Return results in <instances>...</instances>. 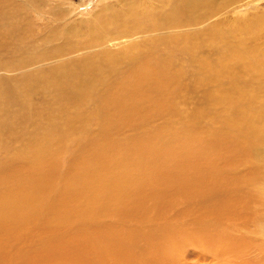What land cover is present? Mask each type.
<instances>
[{
  "label": "bare ground",
  "instance_id": "6f19581e",
  "mask_svg": "<svg viewBox=\"0 0 264 264\" xmlns=\"http://www.w3.org/2000/svg\"><path fill=\"white\" fill-rule=\"evenodd\" d=\"M227 1L151 0L156 10L143 16L139 1L119 0L122 10L96 11L86 22L88 38L71 44L75 29L60 25L67 15L60 0H0V54H13L3 65L22 83L14 99L32 100L38 83L40 99L49 93L61 108L92 99L98 120L94 131L72 122L58 136L47 126L40 133L33 118L22 142L3 138L13 121L0 122V264H264V49L255 44L250 52L240 40L230 46L229 63L227 56L213 63L199 55L221 46L200 42L202 35L208 44L220 38L219 25L203 30L200 24L237 3ZM44 14L54 24L49 33L36 22ZM184 27L201 31L170 38ZM149 32L170 47L182 40L181 51L202 74L200 87L218 85L215 125L203 129L188 108L178 107L179 73L169 71L171 61ZM134 33L144 41L128 47L142 53L106 50ZM99 46L104 49H93ZM225 79L228 90L220 87ZM93 85L100 91L89 90ZM10 96L4 90L0 97V118L8 103L20 108L9 115L28 117V108L7 101ZM167 115L173 125H153ZM129 128L133 134H118Z\"/></svg>",
  "mask_w": 264,
  "mask_h": 264
},
{
  "label": "rangeland",
  "instance_id": "374dc122",
  "mask_svg": "<svg viewBox=\"0 0 264 264\" xmlns=\"http://www.w3.org/2000/svg\"><path fill=\"white\" fill-rule=\"evenodd\" d=\"M60 1H61V6H62V9H63V13L65 15L67 14L66 16L63 17L64 19L63 18L61 19V24L60 25H62V24H71L74 27V29H75V35H73L69 39V42L71 44H74V43L77 44L81 40H84V39L88 38V36L86 35L88 33L87 32V28H86V26H87L86 22H87L88 19H90L92 17V15L96 11L99 10L100 12L102 11L103 14H106V13L110 14L113 11L122 10V8L120 7V4H119V0H64V1L60 0ZM132 1H134V0H132ZM138 1L140 2L139 3V7L140 8L138 10L139 14L143 15V12H145L144 14L147 13L148 14L147 16H149L150 13H151L150 9L152 8V6L156 10L155 7H157V6L152 4L151 0H142V1L141 0H135V2H137V3H138ZM232 1H237L238 4L233 2L231 7L229 6L228 8H226L225 12L221 13V15L220 14L213 15L215 18L212 16V18L210 17L207 20L203 21L202 24H200V28L203 29V30H206L207 27H209L210 25H213V24L219 25L220 36H221L220 38L218 37L219 40H218V38H215V39L211 40V42H209V44H208L207 36L206 35H202V37L200 39L201 43L204 42L205 45H208V46L210 45V43H215V44L218 43L219 45H221L220 47H218L219 50H217L218 48L214 49V50H211L209 48L212 47V46H210V47L206 46L208 48L207 49L205 48L206 49L205 52L199 54L200 57H204L202 59H207L209 62L211 61L213 63H217L219 60H221V59L225 58V56H227V58H228L227 62L229 63V61L230 62L233 61L232 58L228 55L229 54V50H231L230 46H233V44H234V46H236V44H239L240 40L243 41L242 42L243 44H245L244 48L247 49L250 52H252V50H250L247 47L249 46L250 48H252L253 47L252 45H255V44L260 46L261 49H264V0H232ZM227 2L224 3V5L230 4V0H229L228 3ZM52 4L55 5V2L52 3ZM170 5L168 7L167 6L166 7L169 9ZM229 9H231V10H229ZM54 10L57 11L59 9H54ZM148 11H150V13ZM47 16L48 15L45 16V14H44V16L41 15L40 18L36 17V19H37L36 22H38L39 27H41V28L44 27L43 29L46 30L45 31L46 33H49L50 29H48V27L50 26L49 28H51L52 25L54 27V24L51 22L50 17L49 16L47 17ZM221 17L223 19H221ZM148 20H149V18L146 19V20H143V22H147ZM233 21H235V22H233ZM49 22H51V24ZM217 22H219V23H217ZM132 24L134 26L133 22H132ZM4 28L6 30L10 29V27H4ZM191 29L192 28H185L184 27V29L182 31L176 32V30H175V32L171 33L172 35H171L170 38H172V36H173V38H175V36H178V34H180V35H184V34L185 35H189V34H193L194 31H196V30H200L201 31V29H198V28H193V30H191ZM40 31L41 30H37V33H40ZM82 32H84V33H82ZM248 33H250L249 34L250 36L248 35ZM149 34H150V37H151V41H155L157 43V46H159L158 53H160L162 51L160 53L161 55L160 54L159 55L164 59V61H166V60L168 62L171 61L169 63L171 65V67H170L171 70H169V71L172 72V73L175 72V74L179 73L178 79H179L180 82H178V83H179V87L183 88L182 89L183 91L181 92V97L179 99L180 101L178 103V107L180 109L188 108V113L190 114V116L194 115L196 117V119H199L200 122L202 124H204L202 126L203 129H204L205 125L208 124L209 122H212L215 125L214 121L217 119L218 111L214 110L215 107H216L215 104H214V97L220 91V90L217 91V88H218L217 86L218 85H210V86H208V85L204 84L203 86L200 87L201 84L199 83V81L197 79L202 74H199V75L197 74V72H199L200 70H198L197 66H195L193 64V62L195 60H192V57H190L188 53L181 51L180 48H183L184 45H185L182 42V40L178 43V46L176 45L174 47H170L167 42L163 41L164 43L163 42L161 44L158 43L156 41V39H155L157 34H154V32H152V33L149 32ZM252 34L256 35L255 38L252 36ZM38 35L41 37L40 34H38ZM42 36H43V34H42ZM237 40H238V43H237ZM122 41L123 42L120 43L119 40H116V41L110 43L108 45V47L106 48V50H111V51H115V52L119 51V52L123 53L124 55H130V54H133V53H135V54L136 53H142V52H140V49H142V48L130 52V48L128 47L130 41H134L135 42V46L138 44V42L144 41V38L142 37L141 34L134 33L133 36H132V39H130V37H127V38L122 39ZM190 41L193 42L194 40H192V39L189 40L188 39V45L189 46H190V44H192V42H190ZM59 43L60 42H59L58 39H53V41H52V44L54 46L58 45ZM194 43H198V41L194 42ZM173 45H174V42H173ZM99 48L100 49H104V48H102L100 46L99 47H93V49H99ZM162 48H164V49H162ZM150 49H151V46L149 45L148 48H146V52H149ZM168 51H169V53L170 52L171 53L169 54ZM220 53L222 54V56H221ZM80 54H82V52H80ZM78 55H79L78 53L74 54V57L78 56ZM9 56H10L9 53H7V52L2 53V55L0 56V74H1L0 75V97L2 98V93H3L4 90H11V96H10L9 100H7V101H10V100L14 99L16 97V91L21 89V86H22V83L20 81H18L13 76L14 72L12 70L9 71V70H7V68L5 69V67H4L6 65V63L12 61L13 60L12 58H14L13 54L10 57ZM74 57H69V60L73 59ZM117 57L121 58L122 56H117ZM197 58H199V57H197ZM173 59H175V60H173ZM6 60H7V62H6ZM3 61H5V62H3ZM184 63H186V64H184ZM3 64H5V65H3ZM2 68L4 70H2ZM29 71H27V72H29ZM3 73H5V74H3ZM239 74H241V70H239ZM239 76H242V75H239ZM248 77L249 76H246V78H248ZM250 78H252V82L257 84L256 79H255V75H250ZM12 81L14 83H12ZM31 81H34V78L31 79ZM252 82H251L250 86H253ZM183 83H185L188 86H186V88H185ZM7 85H8V87L5 88ZM193 86L197 87L196 91L193 90ZM227 86L229 87V83L225 79L224 82L220 85V87L223 88L224 90L225 89L226 90L230 89ZM210 87H213V88H210ZM35 89L37 90L38 95L37 96H33L32 100H28V99L24 98V96H21V98H19V99H14V100H17L18 102H20L22 105H25L28 108V110L30 111L28 117H26L25 113L19 114L17 116L9 115L8 111H10V112H18L20 108H19L18 104L8 103V109L4 113L1 114L2 117L0 118V122L3 119H7L8 118V119H11L13 121V124L11 126V130H10L11 132H9V134H6V136H2L3 138L15 137V138L18 139L19 142H22L23 139H21V136L23 134V132H22L23 131V127L27 126L29 123L31 124L33 118H36L38 120V123H37L36 127L38 128L39 132L42 133L43 135H45L44 127L47 126V127H51L52 129L58 130L59 132H57V134L59 136L60 132H63L65 129H67V128L70 129V127H72L71 126L72 122H75V127L79 131H82L83 128L89 129V130H93V131L95 130V128H96V126L98 124V120L96 119V116L92 117V112H94V110H95L93 108L92 99L91 100H87L86 102L83 103V105L81 103H78V102H76V104H74V102H69L63 108H61L59 102L53 100L49 93L44 94V96L48 100L40 99L41 91L44 89L43 86L39 85L38 83H35ZM99 89L100 88L95 86V85H93V86H91L89 88V90H94V91H96V90L100 91ZM202 89H203V91H202ZM210 89L213 90L212 91L213 97L211 99H202V98H204V96L206 97V95L208 94L207 92L210 91ZM186 90H187V92H186ZM183 92H184V94H183ZM185 94H188V95H185ZM191 95H193V96H191ZM195 95H199V96L197 97ZM183 96L188 98L189 100H191L190 103H188V104L185 103L184 104L183 102H181V99H182ZM195 97H197V98H195ZM204 100H207V101H204ZM209 101H211L210 102L211 104L209 103ZM77 103H78V105H77ZM205 103H208V104H205ZM197 108H199L202 111L201 113L206 115V116H203V117L204 118L208 117V119L205 120L203 117H198L199 114H196L197 112H195L197 110ZM203 109H206V110H203ZM43 112H47L49 114L44 116ZM81 112H83L85 117H84L83 120H78L77 116ZM213 115H215V116H213ZM169 116L167 115L166 117H160V118L155 119L153 121V125H158L160 123L163 124L164 121H166V120H169L168 122H171L169 124L173 125L174 123L171 120V116L170 117ZM26 119H28L27 120L28 123L26 122ZM175 123H176V121H175ZM14 133L16 135H14ZM118 134H121V135L123 134L124 137L125 136H129V135L133 134V130L129 128V130L128 129L124 130V131L122 130ZM53 137L54 136L51 135L50 138H53ZM13 151H15V150H13ZM237 229L239 230V228H237ZM191 252H193V251H191ZM186 255H187V253H184L182 255V258H184V256H186ZM230 257L231 256L227 257L226 262L230 259ZM234 257H236V256H234ZM184 260L185 259H181V264H183L182 262ZM204 261H205V259H204ZM204 261H202L201 264H203ZM234 261H236V260H234ZM188 264H190V263H188Z\"/></svg>",
  "mask_w": 264,
  "mask_h": 264
}]
</instances>
